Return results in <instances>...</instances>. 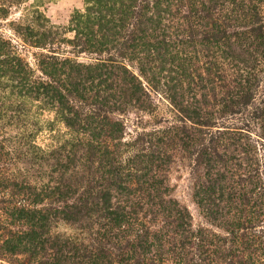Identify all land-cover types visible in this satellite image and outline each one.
Returning <instances> with one entry per match:
<instances>
[{
    "label": "trees",
    "instance_id": "trees-1",
    "mask_svg": "<svg viewBox=\"0 0 264 264\" xmlns=\"http://www.w3.org/2000/svg\"><path fill=\"white\" fill-rule=\"evenodd\" d=\"M84 1L86 14L71 20L79 30L71 43L82 52L100 56L133 42L135 47L130 49L140 55L142 75L154 70L160 75V69L150 65L168 56L169 71L198 82L200 92H207L209 86L218 88L214 100L220 118L252 107L264 75V0ZM98 61L95 66L73 63L67 67L68 60L47 57L41 61L43 77L37 79L26 72L23 63L11 66L13 88L24 95L39 94L73 135L70 144L65 142L70 152L61 156L64 146L57 151L72 164L73 175L55 189L62 190L58 201L63 206L38 208L29 202L30 192L11 194L7 201L11 208L0 215V231L4 224L19 230L9 231L6 238L0 236V264H262L264 230L256 227L264 222V202H259L264 190L254 193L243 186L258 171L247 170L235 181L220 135L201 136L196 164L202 169L198 189L203 191L196 197L204 214H218L223 220L219 229L224 237L193 229L185 210L167 198L169 190L135 191V209L116 200L114 193L120 195L123 185L145 170L140 167L154 151L151 146L122 142L123 127L113 117L135 109V102L140 101L135 76L121 62L107 60L112 64L106 65V60ZM212 75L216 80H210ZM95 81L99 84L93 93ZM261 103L252 117L264 126V100ZM204 106L207 109L209 104ZM206 112L203 117L209 120ZM207 120L201 125L209 126ZM128 148L131 154L123 158ZM57 152L49 155L57 156ZM246 153L255 152L250 147ZM217 163L229 178L218 175ZM59 165L64 175L67 166ZM29 185L18 189L19 183L12 181L11 187L31 190ZM26 200L29 203L21 205ZM147 215L161 223L153 231ZM56 220L84 223L89 232L87 243L52 235L50 228ZM19 254L23 257L15 258Z\"/></svg>",
    "mask_w": 264,
    "mask_h": 264
},
{
    "label": "rangeland",
    "instance_id": "rangeland-1",
    "mask_svg": "<svg viewBox=\"0 0 264 264\" xmlns=\"http://www.w3.org/2000/svg\"><path fill=\"white\" fill-rule=\"evenodd\" d=\"M86 9L84 0H0V54L8 55L0 57V215L5 216L7 209L11 208L7 201L11 194L17 192H30L32 195L28 196V200L38 208L63 206L58 201V193L62 190L55 189L59 182H68L73 175L72 164L66 163V158H60L57 152L63 146L65 151L61 156L70 152V146H65V142L70 144L73 135L39 94L31 92L24 95L13 88L15 84L10 81L13 74L11 66L15 67L19 61L27 66L26 72L37 79L43 77L40 72L41 61L47 57L68 60L67 67L73 63L95 66L99 63L98 59H102L106 60V65L112 64L107 60L121 62L135 76V83L141 88L140 101L135 102V109L113 115L123 127L122 142L133 143L135 147H140L138 143L143 147L151 146L154 151L150 161L140 167H145V172L135 173L132 181L123 185L124 191L120 195L114 193L116 200L135 209V191L169 190L167 198L185 210L193 229L207 230L224 237V232L219 229L225 224L223 220L218 214H204L196 197L203 191L198 189L202 181V169L196 164L200 157V139L204 135L211 138L222 136L224 141L220 143L227 150V159H231L228 161L235 175L234 180L238 181V177L247 174V170L255 169L258 176L246 178L243 186L246 190H255L254 193L264 190V126L252 117L263 106L264 75L260 78L252 107L243 109L240 114L220 118L217 99L214 100L218 88L212 90L209 86L207 92H200L198 82H191L189 78L169 71L171 65L168 56L163 57L161 63L156 59L150 65L160 69V75L155 70L142 75L139 71L140 55L130 49L135 47L133 42H128L124 48L117 46V52L112 50L100 56L82 52L81 47L73 46L71 41L79 30L77 23H71V20L85 15ZM199 50L207 54L205 49ZM149 54L154 55L152 52ZM1 60L5 62L2 64ZM70 70L68 68L67 72ZM210 80H216V75H212ZM98 82L92 84L95 88L92 89L93 93L98 88ZM202 94H206V97ZM206 102L209 107L204 109L205 106H202ZM205 110L207 114L210 113L209 120L203 117ZM203 120H207L210 125L202 126ZM164 130L166 134L161 133ZM250 147L255 152L253 155L252 152L246 153ZM53 150L57 156L49 155ZM127 151L129 148L123 152V158L131 154ZM59 164L67 166L64 175ZM216 166L218 175L225 174L229 178V173L226 174L219 163ZM258 177L259 181L256 180ZM12 181L19 183L18 189L30 184L31 190H16L11 187ZM260 198L259 202H264V197ZM29 202L22 201L21 205ZM145 212L144 209L142 213ZM147 216V222H151L148 224L150 231L160 226L159 220L154 223L153 217ZM4 225L5 229L0 231L2 238H6L5 234L9 231L15 233L19 230ZM259 225L256 229L264 230V222ZM50 232L84 243L89 240L84 223L56 220ZM22 257V254L15 256ZM259 262L264 264V259Z\"/></svg>",
    "mask_w": 264,
    "mask_h": 264
}]
</instances>
